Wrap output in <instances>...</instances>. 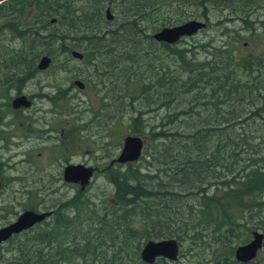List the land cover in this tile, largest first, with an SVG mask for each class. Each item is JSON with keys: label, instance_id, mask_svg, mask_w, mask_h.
<instances>
[{"label": "trees", "instance_id": "trees-1", "mask_svg": "<svg viewBox=\"0 0 264 264\" xmlns=\"http://www.w3.org/2000/svg\"><path fill=\"white\" fill-rule=\"evenodd\" d=\"M74 1L78 0L0 2L1 32L11 39L28 38L27 45L11 48L8 53L0 51V64L18 73L24 59L34 60L40 54L52 58L53 49L57 48L68 53L71 49L81 50L82 58L93 60L94 66L98 65L95 60H100L105 68L95 71L104 74L110 67L119 79L118 88L112 92L117 100H123L117 92L122 93L126 84H133L135 90L128 105L136 115L128 129L134 135L147 134L154 148L148 154L149 161L142 157L145 162H126L117 164L119 170L109 169L105 177L115 196L109 211L106 207L99 215L94 208L89 210L88 200H81L82 214L76 225L86 227V231L81 233L80 242L74 230L76 225L70 223L62 229L55 226L49 230L48 254L44 256L36 249L34 237L25 240H32L36 249L33 256H19L16 263L147 264L138 257L139 240L174 237L179 243L180 257L190 252L197 257L221 250L214 264H255L254 259L236 262L231 251L234 242L240 236L247 238L251 230L263 233L264 247V53L236 56L227 48L218 49L209 60L192 61L185 49L172 47L176 42L155 41L142 24L153 25L156 31L165 25L206 17L209 8L220 6L232 12H245L246 17L248 11L252 12L251 7L264 2L91 0L89 9L77 10L72 7ZM106 7L115 12L112 21L104 17L102 9ZM75 11L80 13L76 15ZM52 18L55 22L68 21L67 27H48ZM244 22L247 23L245 19ZM258 25L264 31V19ZM66 40L74 43H65ZM158 49L176 57L173 71L160 62L156 65ZM175 99L180 107L166 112V121L157 129L139 121L141 111L133 104L146 109L153 104L152 107H166L170 111L169 104ZM245 105L254 107L246 116L242 112ZM199 110L207 111L208 116L202 117L203 123H198V127L171 126L174 121L184 123L192 112L200 118ZM248 119L259 120L261 128L256 133L245 132L242 125ZM235 127L241 131H235ZM160 177L171 179L172 187L160 190L166 185L160 183ZM181 199L185 200L184 205L178 203L179 210L171 215L174 218L169 217L165 209L170 211L174 202ZM175 219L181 221L182 229L172 226ZM150 264L165 261L157 258Z\"/></svg>", "mask_w": 264, "mask_h": 264}, {"label": "rangeland", "instance_id": "rangeland-1", "mask_svg": "<svg viewBox=\"0 0 264 264\" xmlns=\"http://www.w3.org/2000/svg\"><path fill=\"white\" fill-rule=\"evenodd\" d=\"M260 2H264V0H260ZM91 5V0H78L73 2L72 7L77 10H85L89 9ZM246 8L248 9V7ZM251 8L253 9L252 12L248 11V15L246 17L245 12H232L229 10V8H224L221 6L216 9L209 8L206 13V17L200 16L196 18L203 20L205 22V27L191 36L180 38L172 47L185 49L187 58L198 62L201 60H209L211 58V54L214 55L218 53V49L222 50L228 48L230 49L232 55L234 54L236 56L264 53V31L261 29L262 26L260 25V27L258 25L260 24V20L264 19V5H257ZM79 13L80 12L75 11L74 14L78 15ZM110 14L112 17L108 21L113 20L115 12L110 10ZM244 19L247 21V23L244 22ZM51 22L53 23L48 26L50 28L61 29L67 27L68 24V21L55 22L53 20ZM73 24L75 26H80L77 24V22H74ZM248 25H253V27H249ZM142 26H145L146 34H152L155 31L153 25L149 26L148 24H142ZM156 28H158L157 25ZM5 37H7V35L2 33L0 30V51L3 53H8L11 48H19L22 44H28L27 37L21 39H11L10 36L7 38ZM65 43L71 44L74 43V41L69 40L68 42V40H66ZM55 45L53 46L55 47ZM147 48L151 49L152 47L147 45ZM78 51L81 52V50ZM41 55L43 54H40V56ZM157 57L158 59L156 61V65H158L160 62V64L167 65L170 71L175 69L174 59L176 60V57L170 56L167 51L160 49L157 50ZM107 62L108 61H103V63ZM93 63V60H86L85 58H81L80 60H72L68 52H60L58 48L57 50L53 49V57L51 58L50 66L44 71L37 70L33 72L35 76L26 84L27 86L34 85L36 83L43 85H55L50 88V94L57 93V95L60 96V100L57 101V107L60 111V116L62 117L64 124L71 125L72 119H74L75 124L78 122L80 124V160H85L87 161L88 165H95L98 168L103 169L105 164H107L111 158L115 159L117 157L121 148L123 137L128 134L134 135L129 132L128 125L131 118L136 115V111L133 109V107L131 108L128 103L129 98L132 97V92H134L135 88L133 87L132 83H128L129 85L126 84V89H124V92H117L118 94L123 95V100H117V97H114L112 92L118 88L119 79L116 78V75L111 73L110 67L108 69L106 68L107 70L104 74L100 73L99 71H95L97 68L99 70H103L105 68L99 64L101 63L100 60H95V63L98 64L96 66H94ZM0 73H2L1 66ZM76 78L79 79L84 85L81 89L77 88L76 85L71 83L72 80ZM24 89L27 92V89ZM160 100L163 101L162 98H160ZM185 100L186 97L184 98V102ZM133 104L135 108L141 111L140 119L142 121H139L141 123L144 122L147 126H156V129L161 123L166 121V112H172L176 107H180L177 105V99L169 104L171 107L170 111H166V107H152L153 104L150 105L151 107L148 109L139 108L135 102H133ZM253 108V106L245 105L242 112L246 116L250 110H253ZM223 110L224 109H222V111ZM199 115L200 118L197 117L196 113L192 112L187 116V119H185L184 123H177L178 121H174L171 126L175 127L177 124H180L186 126V129L198 127V123H203V121H201L202 117H207L208 113L207 111L199 110ZM209 122L210 119L207 123ZM258 122V119H248L242 126L244 127L246 133H249L250 131V133H252V131L256 133V130L261 128L258 125ZM235 128L237 129L235 131H241L239 127ZM139 136L142 140V147L140 156L135 161H132L134 163L149 161L150 157L148 154L152 152L151 150L154 148V142L149 139L147 134L145 136ZM142 157L145 161H142ZM152 163L157 164L156 162ZM117 164L119 163H112V167H114L113 170L118 169L117 167H120V165H124L125 163L120 165ZM152 167L155 168L156 166ZM142 171L145 172L144 169H142ZM186 179L187 177L185 180ZM159 180L160 183H166V185H163L160 190L170 188L173 185V181L171 179L160 177ZM175 189L176 187L173 188L174 191ZM179 192L184 193V191ZM83 199L88 200L89 210L94 208L96 212L99 213V215H102L104 208L107 207L109 211V208H111V205L115 200L113 186L105 176L97 173L96 176L91 177L89 183L84 189V192L81 194V200ZM184 201L185 200L181 199L178 202H174V205L170 211L167 208V210L165 209V212L169 214V217H172L171 215L174 214L176 210H179L180 205L178 203L184 205ZM81 214L82 213L79 212L78 216ZM87 214H89V212ZM90 215L92 217L94 213H91ZM182 215L185 216L184 214ZM77 220L79 222V219ZM75 225L76 224H74V226ZM181 225V221L176 219L175 222L172 223V226H175V228L180 227L179 229H182ZM78 226L79 224L76 225L74 230L76 238L78 242H80L79 237L81 233L86 231V227ZM32 235V239L34 237L37 238L34 242L37 246L36 249L40 250L41 253H44V256L48 254L47 252H49V247H46V241L42 240L40 235V227L35 229L32 232ZM250 237V231H248L247 238L240 236L234 242V247L238 244L246 242ZM31 242L32 240L25 241V239H19V241H16V244L11 241V251L7 252V255L5 256H0V264H17L15 258L24 255L30 256L31 254L33 256V253L36 249L34 250ZM139 242V245L141 246L144 241L141 239ZM18 243L21 244V247L25 246L26 249L22 250L21 248H12V246L18 245ZM220 251L221 250L215 251L211 254L208 251L205 254H200L197 257L191 256L192 252H190L189 254H185L182 257L177 256L174 261H168L165 259L164 261L165 264H186L189 262H192L193 264H214V259L217 257ZM232 254L233 250L231 251V258H233ZM253 261H256L255 264H264V247H261L257 251V255Z\"/></svg>", "mask_w": 264, "mask_h": 264}, {"label": "flooded vegetation", "instance_id": "flooded-vegetation-1", "mask_svg": "<svg viewBox=\"0 0 264 264\" xmlns=\"http://www.w3.org/2000/svg\"><path fill=\"white\" fill-rule=\"evenodd\" d=\"M39 59H24L18 73L0 64V228L14 222L24 211L45 213L40 221L1 240L0 256L11 251V241L32 239V232L38 227L49 247V230L77 223L81 194L86 185L97 173L105 176L114 162L111 158L100 169L80 160V124H75L74 119L71 125L64 124L57 107L60 96L50 94V88L55 85L26 84L35 76L33 72L39 70L36 67ZM50 64L51 59L39 71L46 70ZM76 80L84 86L77 78L71 83L76 85ZM19 96H23L27 104H12ZM78 165L92 170L83 186L76 175L73 180L64 176L67 167ZM12 248L26 249L21 245Z\"/></svg>", "mask_w": 264, "mask_h": 264}, {"label": "water", "instance_id": "water-1", "mask_svg": "<svg viewBox=\"0 0 264 264\" xmlns=\"http://www.w3.org/2000/svg\"><path fill=\"white\" fill-rule=\"evenodd\" d=\"M5 0H0V2ZM106 20H110L112 15L110 14L109 7H106L103 11ZM53 21V19H51ZM205 27V22L199 19H188L178 24L162 26L154 31L151 36L157 42H164L167 44H173L180 38L185 36H191L197 31ZM71 57L80 59L82 53L78 50L72 49L69 51ZM50 56L43 54L40 56L37 63V69L41 70L45 68L50 62ZM75 84L82 88V84L76 80ZM23 96H19L12 101V104H27L24 101ZM142 147V140L138 135H125L122 139V144L117 157L114 162L126 163L135 161L140 156ZM91 169L83 165L70 166L65 169L64 176L67 180H73L74 176L80 178L81 185L87 183L89 176L91 175ZM45 213H39L34 211L22 212L14 222L0 228V241L4 240L9 234L18 232L19 230L32 225L35 222L40 221L44 217ZM250 238L241 244H238L233 249L232 257L236 262L246 263L253 260L257 251L262 246L263 233L259 230H251ZM179 243L174 237H162L157 239L145 240L138 251V257L143 263H153L157 258H162L168 261H174L179 254Z\"/></svg>", "mask_w": 264, "mask_h": 264}, {"label": "bare ground", "instance_id": "bare-ground-1", "mask_svg": "<svg viewBox=\"0 0 264 264\" xmlns=\"http://www.w3.org/2000/svg\"><path fill=\"white\" fill-rule=\"evenodd\" d=\"M181 246V245H180Z\"/></svg>", "mask_w": 264, "mask_h": 264}]
</instances>
